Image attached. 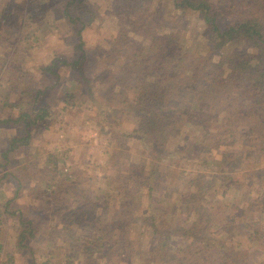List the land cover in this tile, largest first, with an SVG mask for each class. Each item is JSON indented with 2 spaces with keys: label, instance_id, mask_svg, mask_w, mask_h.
Here are the masks:
<instances>
[{
  "label": "rangeland",
  "instance_id": "1",
  "mask_svg": "<svg viewBox=\"0 0 264 264\" xmlns=\"http://www.w3.org/2000/svg\"><path fill=\"white\" fill-rule=\"evenodd\" d=\"M170 2L153 0L128 16L123 0H0V264H166L163 247L184 253L202 223L190 199L200 182L209 204L218 200L215 214L221 218L232 215V223L215 221L223 222L220 229L234 234L238 246H247L264 258V238L235 230L241 221L252 232L256 220L259 231L264 230V212L260 213L264 207V140L247 132V126L256 124L255 116L244 120L238 132L224 130L223 134L231 131L234 135L219 142L221 148L237 150V161L227 159L228 163L222 162L213 137L195 149L190 145L203 128L215 130L223 125L218 119L221 115L211 118L208 105L202 102L196 112L185 109L180 133L173 135L171 129L167 146L179 145L180 152L163 154L164 158L155 155L131 131L138 121L130 105L139 90L124 58L143 41L137 32H143L144 17L156 31L173 29V40L181 47L205 48L203 19L192 11L177 13ZM228 2L220 5L222 28L243 13V5ZM156 7L160 10L155 13ZM159 13L169 19L159 20ZM245 44L237 38L225 51ZM246 50L251 51L250 47ZM255 58L256 54L250 59L252 64ZM35 90L38 106L50 115L31 121L28 144L3 157L1 150L10 138L24 132L20 110L32 106ZM232 117L236 119L235 114ZM199 158L206 161L201 163ZM132 162L143 166L144 175L156 165L147 183L131 179L122 183L121 173H128ZM210 180L214 181L211 185ZM48 182L58 186L47 188ZM82 197L95 201L96 217L105 214L109 223L116 219L111 225L114 244L104 252L98 245L68 251L73 245L66 236L69 232L62 234V225L66 220L70 225L80 222L82 218L73 211ZM19 213L31 220L33 233L23 245L17 240ZM164 213L169 226L181 222L184 229H192L185 234L180 230V234L170 233L172 239H165L158 251L151 245L157 237L151 239L149 215ZM215 230L213 222L205 229L208 234ZM182 256H170L169 262L179 263ZM187 260L192 261L191 252Z\"/></svg>",
  "mask_w": 264,
  "mask_h": 264
},
{
  "label": "trees",
  "instance_id": "2",
  "mask_svg": "<svg viewBox=\"0 0 264 264\" xmlns=\"http://www.w3.org/2000/svg\"><path fill=\"white\" fill-rule=\"evenodd\" d=\"M151 1L153 0H123L124 12L128 16L131 13L135 14L137 10L143 9ZM170 1V5L177 9V13L192 11L203 19L207 30V37H204L205 48L181 47L178 41L173 40V29L168 30V32H163V30L159 32L158 29L156 31L154 25L147 23V18L144 17L140 24L143 32L141 34L140 29L137 32L143 41L135 48L133 54H128L124 58L125 65L130 69V73H134L131 79L138 84L139 90L138 95L136 94L130 105L138 121L131 131L155 155L180 152L179 145L172 149L167 146L169 134L172 133L171 129L173 128V135L180 133V117L185 114V109L187 112L190 110L196 112L198 108H201L199 104L202 102L208 105L207 113L209 112L212 115L211 118L217 117L214 114L221 115L218 119H221L223 125L220 127L218 125L215 130L209 127L203 128L197 140L193 143L190 142V145L194 146L192 149L197 148L199 143L208 141V138L213 137L214 142H216L215 139L217 140L215 147H220L222 162L228 163L227 159L237 161L234 154L237 153L236 149L233 151L232 148H221L223 145L219 144V142L227 141L230 135H234L231 134V131L223 134L224 130L232 128L234 133L238 132V129H241L239 128V126H242L241 123H244V120L248 121L249 117L253 115L256 117V124L247 126V132L250 134L254 132L262 137V141L264 140V0ZM228 1L243 5V13L238 20L232 21L222 28L218 23L219 16L222 13L220 5L227 4ZM159 10V7L154 8L155 13ZM64 12L67 13V10L64 9ZM67 14L69 15V13ZM158 15L161 16L159 20L169 19L165 14L159 13ZM145 26L150 27L145 30ZM121 34L126 35V31ZM237 38H243L246 42L245 46L250 47L251 51L246 50L245 46L241 48L233 46L230 47V50L225 51L229 48L226 46ZM255 54L257 56L255 58L256 63L252 64L250 59ZM174 65L175 69L171 70ZM34 93L31 100V102L33 101L32 106L20 110L24 132L10 138L8 146L1 150L3 157H6L9 151L28 144L30 137L28 127L31 121L50 115L48 112L46 113L47 109L38 106V90H35ZM236 98L239 99V103L233 105ZM234 114L236 119L232 117ZM27 118L29 119L27 120ZM132 132H129L128 135H132ZM164 157L166 156L163 155ZM198 161L204 163L206 159L199 158ZM130 167L132 169L128 173H121L123 184L128 182L129 179L132 182L138 180L140 184L147 183V178H149L151 171L155 169L149 167L150 173L144 175L141 164L138 166L132 162ZM50 172L51 169L46 171V173ZM218 179L221 178L218 177ZM212 181H209L210 185L214 182ZM153 184H156L155 181ZM201 184L202 182L198 183L199 189L193 192L190 198L193 202L191 209L197 215H200L202 223L194 230L189 249L186 248L187 251L185 250L183 253V250L174 248L175 252H170L171 248L164 246L163 249L167 255L163 257L158 255L157 258L160 260L162 257L164 259L163 263L173 264L172 260L169 262L170 256L174 258L178 253L185 258L183 261L180 260L179 263L174 264H264L263 257L249 251L247 246H238L233 240L234 234L231 235L230 232L220 229L223 222H234L232 221V215H223L221 218L217 215L218 213L215 214L217 212L215 205H217L218 200H212V205H210V201L208 202L205 198L203 190L200 191L205 189V186ZM236 184L237 182H235ZM54 186H58V183H46L47 188H53ZM52 191L57 192V190ZM213 193L215 192H212V196ZM98 198L103 199L102 196ZM95 205V201H91L89 197L80 198L73 211L82 218L80 222L77 220L74 225H70L69 221L66 220L63 223L62 234L66 235L69 232L66 236L70 238L71 245H73L69 248V252H75L81 246L84 249H91L94 245H98L99 251L104 252V250H108L109 245L114 244L115 239L112 237L111 225L116 219L114 218L109 223L104 218L105 214L96 217L92 210ZM262 208L260 213L264 212V207ZM7 209L5 210L10 213L15 211ZM146 215L148 213L144 212L142 216L146 218ZM151 215H149L151 239L157 237L151 245L157 248L158 251L160 250V244L165 243V239H172L170 233H179L180 230L182 231L181 234H185L192 229L191 227L184 229L181 222L169 226L166 224V213L160 214L159 217H156L155 214L152 217ZM119 217H121V213ZM100 218L104 222H100ZM125 219V216H123L122 221ZM211 220L216 230L215 233L208 234L205 229L210 226ZM216 220L223 222H215ZM19 223L20 229L17 240L18 244H21V242L24 244V240L33 234L31 220L23 219L21 213H19ZM253 223L255 229L252 232L245 228L249 224L246 222L242 224L241 221L238 222L240 227L235 228V230L244 234L248 232L251 237L259 234L260 238H264V230L259 231V222L256 220ZM87 225L93 227L87 228ZM75 247L77 248L74 249ZM190 252L192 261L189 262L187 256Z\"/></svg>",
  "mask_w": 264,
  "mask_h": 264
}]
</instances>
